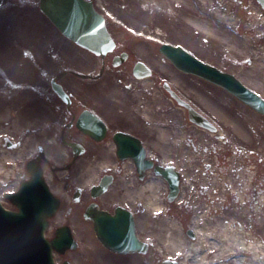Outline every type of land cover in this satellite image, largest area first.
I'll use <instances>...</instances> for the list:
<instances>
[{"label": "rangeland", "instance_id": "1", "mask_svg": "<svg viewBox=\"0 0 264 264\" xmlns=\"http://www.w3.org/2000/svg\"><path fill=\"white\" fill-rule=\"evenodd\" d=\"M177 1L188 5V11L193 14L175 11V0H126L124 3L130 4L129 9L118 12L117 17L122 23L114 20L116 12L103 14L119 37L126 33L131 38L129 48L135 58L146 59L153 66L155 74L144 81L151 84L158 80L160 102L175 106L163 89L165 79L213 120L221 132L195 131L192 145L181 154L163 152L160 155L167 163L178 157L181 184L178 196L172 201L168 199L164 180L157 187L156 196L162 201L164 213L157 212L156 208L146 209L145 195L132 203L137 233L149 243L147 253L123 255L106 249L91 223H84L82 217L65 220L69 204L64 203L52 226L68 221L78 247L64 255L54 252L56 264L66 260L70 264H161L164 260L182 264L184 260L173 256L171 251V257L166 256L170 249L169 232L162 229L165 218L177 224L189 247L198 241L196 230L210 224L216 231L231 228L236 238L246 244L254 242L264 255V115L225 89L176 71L158 51L161 47L158 37L180 44L199 59L233 73L264 97V9L257 0ZM169 2L173 5L167 9ZM159 8L165 11L161 18ZM182 24L184 27H179ZM75 52L78 49L40 10L39 0H0V83L36 78L39 69L56 68L59 59L68 61L69 54ZM108 82L109 79L103 78L98 85ZM17 185L16 178L3 182L0 194L13 192L18 189ZM119 200L113 199L112 203ZM3 204L17 209L11 202L3 200ZM146 212L149 218L144 219ZM190 230L193 236L188 233ZM46 237H54V229L46 231ZM218 240L222 242L220 237ZM262 256L257 264H264ZM237 257L251 259L250 254L241 253L222 262Z\"/></svg>", "mask_w": 264, "mask_h": 264}, {"label": "flooded vegetation", "instance_id": "2", "mask_svg": "<svg viewBox=\"0 0 264 264\" xmlns=\"http://www.w3.org/2000/svg\"><path fill=\"white\" fill-rule=\"evenodd\" d=\"M89 1L101 13L116 12L113 17L117 23L123 22L117 18L118 12L130 7L124 3L126 0ZM170 5L172 2L167 9ZM173 9L193 14L188 5L177 0ZM164 14L159 8L158 16ZM107 26L115 39L112 52L98 55L67 38L78 49L69 54L68 61L59 59L58 67L39 69L37 77L30 80L0 83V119L4 120L0 122V184L13 178L18 183V189L0 194V199L12 203L10 193L17 192L23 182L41 177L60 201L47 228L54 229V237L64 227L74 235L68 221L52 226L64 203L69 204L65 220L82 217L84 223L92 224L93 230V220L85 217L90 208L114 213L118 206H127L136 215L132 203L144 195L142 187L154 185L145 189L149 195L158 191L162 180L168 186L165 177L156 171L157 166L179 169L178 157L167 163L160 155L164 152L178 156L192 145L195 131H210L190 119L189 109L172 98L166 85L215 125L165 79L163 89L175 106L161 103L158 80L151 84L144 81L155 74L151 63L135 58L126 33L119 37L108 22ZM158 40L161 44L167 41L160 37ZM158 51L168 60L160 47ZM168 62L176 71L185 73ZM137 67L140 75L148 70L150 74L136 75ZM103 78L109 82L98 85ZM178 112L180 115H174ZM215 127V132H221ZM179 177L181 184L180 171ZM111 193L115 194L112 198ZM116 198L121 200L113 204Z\"/></svg>", "mask_w": 264, "mask_h": 264}, {"label": "water", "instance_id": "3", "mask_svg": "<svg viewBox=\"0 0 264 264\" xmlns=\"http://www.w3.org/2000/svg\"><path fill=\"white\" fill-rule=\"evenodd\" d=\"M264 8V0H257ZM40 10L66 37L90 51L106 55L115 48V40L106 24L105 16L89 0H39ZM160 52L179 70L192 73L216 84L259 114L264 115V97L245 85L233 73L204 62L181 45L165 42ZM146 76L150 70L140 75ZM144 69H146L144 67ZM171 96L189 109L190 119L217 131L215 125L174 90L166 85ZM156 171L169 183L168 199L174 200L180 190L179 172L170 166H157ZM106 189L104 188L103 191ZM17 209H7L0 200V264H56L54 251L65 253L76 249L77 241L69 228H59L57 236L49 240L45 232L49 219L59 208V199L51 193L44 180L37 176L22 183L18 192L9 194ZM85 217L94 222V229L103 246L118 254L147 253L149 243L139 238L133 212L118 206L114 213L87 210ZM193 236V232H188ZM64 264H70L65 262ZM161 264H179L164 260Z\"/></svg>", "mask_w": 264, "mask_h": 264}, {"label": "bare ground", "instance_id": "4", "mask_svg": "<svg viewBox=\"0 0 264 264\" xmlns=\"http://www.w3.org/2000/svg\"><path fill=\"white\" fill-rule=\"evenodd\" d=\"M193 24L202 26V23L193 21ZM10 160V158H9ZM13 161V160H11ZM154 186L147 184L142 187V194L145 195L144 204L146 209L156 208L157 212L164 213V208L161 207L162 201L158 199L156 192L146 195L145 189ZM154 189L152 188V191ZM149 218L148 213H144V219ZM242 226V225H241ZM216 227H219L217 224ZM162 229L169 232V253L175 255L177 258L183 259L182 264H257L256 261L262 256L261 249L255 246L254 242L244 243L241 239L236 238L234 230L218 229L217 231L210 224H205L204 227L196 230L198 234V241L190 247L187 245L184 237L180 234L179 228L175 222H169L166 218L162 220ZM215 235V236H214ZM222 242H219L218 238ZM218 240V241H217ZM217 241V242H216ZM241 253H248L251 255L250 261L246 258L237 257L227 263H223V259L235 256ZM264 258V255L262 256Z\"/></svg>", "mask_w": 264, "mask_h": 264}]
</instances>
